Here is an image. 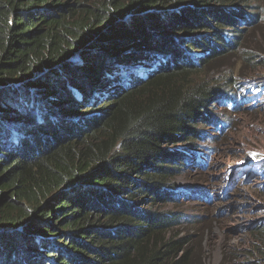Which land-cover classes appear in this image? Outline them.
I'll return each mask as SVG.
<instances>
[{
	"label": "trees",
	"instance_id": "trees-1",
	"mask_svg": "<svg viewBox=\"0 0 264 264\" xmlns=\"http://www.w3.org/2000/svg\"><path fill=\"white\" fill-rule=\"evenodd\" d=\"M251 1L0 0V264H202L199 224L165 208L211 197L174 180L247 103L225 62L264 68Z\"/></svg>",
	"mask_w": 264,
	"mask_h": 264
},
{
	"label": "rangeland",
	"instance_id": "rangeland-1",
	"mask_svg": "<svg viewBox=\"0 0 264 264\" xmlns=\"http://www.w3.org/2000/svg\"><path fill=\"white\" fill-rule=\"evenodd\" d=\"M251 2L264 6V0ZM258 26L260 29L247 35L243 43L256 53L264 55V23ZM229 60L228 63L225 62L227 69L226 72L223 71L224 75L243 79L244 88L253 80L264 78V75L262 78L251 76L264 72V68L245 76L248 71H242L244 66L239 52L234 59ZM240 73L244 74L239 75ZM245 101L247 103L240 111L229 112L233 120L226 135L216 136L214 141L212 135L203 133L194 145L186 149V155L190 158L194 154L201 157L202 153H209L205 169H201L197 161L182 165L174 180L176 190L198 191L197 189L205 188L212 194L210 199H201V192L192 195L189 192V198L180 196L179 202L174 198L166 204V210L174 209L177 204L176 210L183 214L178 227L181 236L199 224L194 234L196 242L200 241L201 244L198 252H201L202 264H224L223 261L229 258L231 262L228 264H240L242 261L258 259L264 253V244L256 241L252 234L254 223L264 220V177L249 176L250 170L242 169L264 160V96L252 102ZM214 109L220 112L223 107L217 106ZM183 147L180 146L179 149ZM236 174H240L239 179L233 182L229 191H225ZM197 194L200 198L196 197ZM193 217L196 219L191 222Z\"/></svg>",
	"mask_w": 264,
	"mask_h": 264
},
{
	"label": "clouds",
	"instance_id": "clouds-1",
	"mask_svg": "<svg viewBox=\"0 0 264 264\" xmlns=\"http://www.w3.org/2000/svg\"><path fill=\"white\" fill-rule=\"evenodd\" d=\"M242 81H243V79H241V86L246 91L247 97H252V100H259L262 96H264V78L261 80H253L252 82H250L248 84L247 88H244L245 86H244V84H242ZM253 87H256V89L253 90ZM252 100H248V101L252 102ZM259 162L261 163L262 160H260ZM259 162L255 165H252V166L248 165L245 167H254V168L258 169V173L254 174V176L256 175V176L264 177V172H262L261 168L258 166ZM245 167H242V169ZM244 171H246V170L244 169ZM261 221H263V220H261Z\"/></svg>",
	"mask_w": 264,
	"mask_h": 264
},
{
	"label": "water",
	"instance_id": "water-1",
	"mask_svg": "<svg viewBox=\"0 0 264 264\" xmlns=\"http://www.w3.org/2000/svg\"><path fill=\"white\" fill-rule=\"evenodd\" d=\"M79 50H80V49H79ZM79 50H78V51H79ZM77 54H78V52H75L73 56H75V55H77ZM73 56H72V57H73Z\"/></svg>",
	"mask_w": 264,
	"mask_h": 264
}]
</instances>
